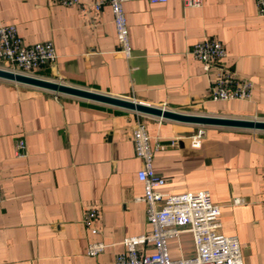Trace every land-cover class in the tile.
<instances>
[{
    "label": "crops",
    "instance_id": "obj_1",
    "mask_svg": "<svg viewBox=\"0 0 264 264\" xmlns=\"http://www.w3.org/2000/svg\"><path fill=\"white\" fill-rule=\"evenodd\" d=\"M124 10L129 58L109 6L95 12L58 0H0V25H15L28 46L53 43L56 61L28 76L185 115L264 122V16L255 0H203L200 7L127 0ZM206 39L224 45L227 69L253 82L249 101L210 99L215 75L190 53ZM0 69L13 71L1 59ZM141 123L156 150L154 170L166 181L159 191H209L221 207L222 233L240 239L244 264H264V130L162 119L4 79L0 264H115L125 239L149 234L133 143ZM91 209L99 213L97 235L84 223ZM91 243L107 247L92 258ZM181 249L194 253L190 234L181 246L169 241L173 259Z\"/></svg>",
    "mask_w": 264,
    "mask_h": 264
},
{
    "label": "built area",
    "instance_id": "obj_2",
    "mask_svg": "<svg viewBox=\"0 0 264 264\" xmlns=\"http://www.w3.org/2000/svg\"><path fill=\"white\" fill-rule=\"evenodd\" d=\"M89 1V2H88ZM127 0H58L61 5L82 7L95 12L109 6L114 17L117 39L121 51L127 58L131 57L129 28L124 10ZM169 0H149L153 5L164 4ZM191 7H200L203 0H183ZM258 13L264 16V0H255ZM190 53L204 64L206 73L212 72L209 97L214 102L249 101L253 95L252 81L238 77L227 69L223 60L226 57L224 45L217 40L206 39L196 43ZM0 59L9 62L13 72L20 71L25 75L54 63L57 53L53 43H39L28 46L19 35L15 25H0ZM204 135L200 130L193 138L194 147H200ZM135 154L143 163L138 179L144 184L143 201L147 205V219L152 231L146 235L127 238L123 241L125 251L115 257V264H244L242 244L236 235L222 233L221 207L212 201L209 191L187 192L179 195L165 194L159 189L165 185L164 178L159 176L153 166L156 150L150 144V137L144 124H140L133 135ZM159 147L158 149L162 148ZM20 152L24 144L19 145ZM264 176V165H263ZM3 202L0 185V204ZM234 204H241L235 199ZM99 213L88 210L84 223L93 235L99 234L94 226ZM184 234H190L194 243V253L187 255L181 249V257L173 259L169 250V241L180 242ZM104 243H91L87 255L92 258L102 254ZM152 251V252H149Z\"/></svg>",
    "mask_w": 264,
    "mask_h": 264
},
{
    "label": "water",
    "instance_id": "obj_3",
    "mask_svg": "<svg viewBox=\"0 0 264 264\" xmlns=\"http://www.w3.org/2000/svg\"><path fill=\"white\" fill-rule=\"evenodd\" d=\"M0 79L41 88L44 90L54 92L56 94L69 95L73 97H78L82 99H87V100H92V101L112 105L115 107L137 111L139 113H144L162 119H168V120L185 122V123H193L203 126L212 125V126L233 127V128H242V129H252V130H264V122L262 121L185 115L167 109L143 105L140 103H135L133 101H128L99 93H94L87 90L70 87L61 83L52 82L4 69H0Z\"/></svg>",
    "mask_w": 264,
    "mask_h": 264
}]
</instances>
